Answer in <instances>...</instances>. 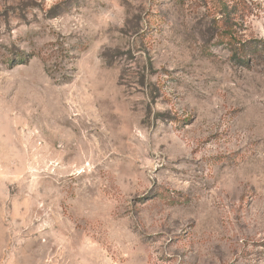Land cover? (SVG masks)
I'll use <instances>...</instances> for the list:
<instances>
[{"label":"rangeland","instance_id":"374dc122","mask_svg":"<svg viewBox=\"0 0 264 264\" xmlns=\"http://www.w3.org/2000/svg\"><path fill=\"white\" fill-rule=\"evenodd\" d=\"M216 1L0 0V264H264V0Z\"/></svg>","mask_w":264,"mask_h":264},{"label":"trees","instance_id":"16d2710c","mask_svg":"<svg viewBox=\"0 0 264 264\" xmlns=\"http://www.w3.org/2000/svg\"><path fill=\"white\" fill-rule=\"evenodd\" d=\"M214 5H216L217 11L222 14L223 17L229 15V10L236 9V4L228 5V3H226L224 0H217ZM228 46L232 50V56L234 57V59L237 60L238 63H241V65L243 66H249L251 55H255V52L257 55L264 56V40L258 41V43L255 45H249L246 49H244L243 47L245 45L241 44L237 46V43L230 36ZM252 48L255 49V52L252 50Z\"/></svg>","mask_w":264,"mask_h":264}]
</instances>
